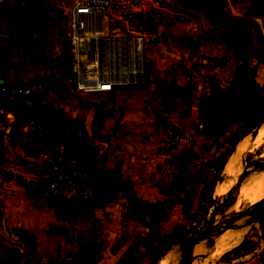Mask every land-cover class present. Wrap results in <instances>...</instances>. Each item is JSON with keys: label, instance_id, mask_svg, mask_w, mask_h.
I'll list each match as a JSON object with an SVG mask.
<instances>
[{"label": "crops", "instance_id": "1", "mask_svg": "<svg viewBox=\"0 0 264 264\" xmlns=\"http://www.w3.org/2000/svg\"><path fill=\"white\" fill-rule=\"evenodd\" d=\"M34 1L44 9V0ZM7 2L18 18L31 14L32 0ZM193 18L200 29L193 27ZM161 19L139 83L94 93L92 99L104 107L76 108L70 115L78 122L75 157L102 176L128 182L131 191L100 190L86 206L69 209L74 217L67 220L58 218L61 208L43 195L48 163L35 156L27 135L34 121L52 130L70 124L55 85L71 91L76 85L69 48L60 42L44 44L43 31L0 22V84L45 82L31 115L16 114L0 96V264H126L155 227V212L171 205L176 171L173 167L171 172L168 160L163 172L167 154L162 151L158 118L187 116V101L201 102L211 93L214 98L218 87L220 93L234 92L240 84V54L256 49V36L249 31L242 36L241 11L234 0H165ZM205 81L207 89L212 87L208 97L200 88ZM109 101L117 103L107 108ZM139 229L145 232L139 234ZM263 251L254 249L233 262L263 264Z\"/></svg>", "mask_w": 264, "mask_h": 264}, {"label": "rangeland", "instance_id": "2", "mask_svg": "<svg viewBox=\"0 0 264 264\" xmlns=\"http://www.w3.org/2000/svg\"><path fill=\"white\" fill-rule=\"evenodd\" d=\"M234 1L235 7L239 3L241 11V34L244 36V33L249 31L251 35H255L256 49L250 53L240 54V84L235 86L234 92L227 93L229 92L227 90L225 93H220L218 90L221 89L218 87L214 98L211 93V98L207 100L187 101L186 104L190 108L187 110L189 113L187 116L162 114L158 118L162 126V131L159 133L161 147L162 151L167 154L165 166L167 167L169 160L171 172L175 167L176 189L170 199L171 205L166 204L159 209V213L155 212V227L151 228L150 232H146V236L141 239L142 244L139 243L135 250L137 253L133 255V259L125 261L126 264H154L167 247L193 234L211 221L216 210L219 209V203L226 202L238 191V202L234 206L233 215H238L257 204L246 203L243 199V192L256 178L255 176L264 172L260 170V163L264 160V0ZM72 2L73 0H58L53 3L51 0H44V9H40L43 4L32 0L31 14L23 20L17 17L15 7L4 0L0 4V22L11 21L14 26L40 32V34L43 31L44 44L51 45L60 42L69 48ZM192 23L194 28H201V24L196 19ZM252 41L251 36V45ZM152 42L153 37L145 43V64L150 58ZM143 76H145V69L139 75L137 83ZM196 85L198 84H195L194 88ZM200 88L206 91L207 97L210 96L207 92L212 87L207 89V81L203 85L200 83ZM58 91L64 98L62 113L69 118L65 122L70 123L68 125L74 128L78 127V122L70 119L74 109L80 108L88 111L90 108L104 107L92 99V96L96 94L81 93L76 90L75 86L72 88L73 92L69 88ZM77 99L81 104L77 102ZM106 103L105 107L111 108L117 102ZM181 104L184 106L185 102ZM168 106L171 108L172 102L168 101ZM256 130H258V135L254 137ZM171 132H177L182 137V141L175 147H170L167 143ZM247 140L250 141V145L234 158L236 149L238 147L242 149V145L248 142ZM167 169L168 167L164 168L163 172H167ZM230 173H233L232 176ZM170 183L172 186L173 182ZM161 199L165 200L163 203H167V197ZM233 203L230 202L220 209L215 220L220 221L226 217V214L220 215V213L231 210L229 207ZM86 205L87 203H83L77 207ZM232 224L234 232L241 233L240 240L226 251L212 255L207 264H247L249 259L233 261L249 251L264 248L262 246L264 243V210L257 216L240 219L228 225ZM241 226L244 227L241 228ZM143 231L145 232L144 229L138 230L139 234ZM225 231L221 230L218 234L225 233ZM182 249V246H178L172 250L170 255L165 257L167 261L164 260L162 264H175L174 262L183 253ZM260 252L259 250L256 255ZM197 257L200 258L198 255ZM262 263L264 264V260Z\"/></svg>", "mask_w": 264, "mask_h": 264}, {"label": "built area", "instance_id": "3", "mask_svg": "<svg viewBox=\"0 0 264 264\" xmlns=\"http://www.w3.org/2000/svg\"><path fill=\"white\" fill-rule=\"evenodd\" d=\"M165 0H75L69 21V51L81 93H108L137 83L144 72L145 43L161 24ZM44 89L42 80L0 85V96L16 114L31 115ZM75 128L49 129L34 121L27 135L35 156L45 159L48 202L77 206L93 200L104 176L75 157ZM182 141L171 132L167 143Z\"/></svg>", "mask_w": 264, "mask_h": 264}, {"label": "water", "instance_id": "4", "mask_svg": "<svg viewBox=\"0 0 264 264\" xmlns=\"http://www.w3.org/2000/svg\"><path fill=\"white\" fill-rule=\"evenodd\" d=\"M2 85V84H0ZM49 111V110H48ZM47 111V113H48ZM258 135V130L255 131L254 137H256ZM241 149L238 147L235 151V156L234 158H236L238 156V154L240 153ZM261 167L260 170L264 171V160L260 163ZM104 179H105V186H102L101 190H103L104 192L110 193V194H115L117 192V190H121L123 192H127L129 193L131 191V186L128 182L125 181H117V180H113L112 178H110L106 173L104 174ZM252 180V179H251ZM251 180L249 181V183L251 182ZM238 193L235 194L232 198L228 199L226 202H220L218 205V208L215 212V214L213 215V218L211 221H209L205 226L201 227L200 229H198L196 232H194L193 234L171 244L169 247H167L162 254H160V256L157 258V260L155 261L154 264H162V262L164 261L165 257L175 248H177L178 246H182L186 243H188L189 241H195L196 245H198L203 239L204 237H206L207 235L214 233V232H218L221 229H223L226 225H228L229 223H233L237 220L240 219H244V218H248V217H252V216H257L259 213H261L264 210V196H262V198L257 202V204L252 207L251 209H248L238 215H233V208L237 203V199H238ZM230 202H234L232 204L231 208V212L228 213V215H226V217H224L223 219H221L220 221H216L215 218L217 217V213L220 209L226 207ZM74 215L71 214L68 210L66 209H60L58 211V218L61 220H67V219H73ZM195 249H192L191 251L188 252H183L178 258L177 260L174 262L175 264H184L185 262H187L191 257H193L195 255Z\"/></svg>", "mask_w": 264, "mask_h": 264}, {"label": "bare ground", "instance_id": "5", "mask_svg": "<svg viewBox=\"0 0 264 264\" xmlns=\"http://www.w3.org/2000/svg\"><path fill=\"white\" fill-rule=\"evenodd\" d=\"M263 133H264V130H263ZM249 143H250V141H248L242 145V149H241L240 153H243L245 151L246 147H248V145H250ZM240 159H242V157ZM236 163H237V161H236ZM250 167H249V169H251ZM235 169L238 170V168H235ZM235 169H233V170L235 171ZM231 172H232V170H231ZM236 173L238 174V172H236ZM232 174H231V176H232ZM255 177L256 178L253 181L251 180L252 182L250 183V185L248 184L249 186L246 189L244 188L245 191L243 192L244 201H246V203H250L252 205H255L262 198V196H264V172H261V174L259 173V176H255ZM233 209H235V208H233ZM229 211L231 212V210H229ZM229 211H227L226 213L221 212L222 214L220 213V215H224V214L228 215ZM233 226H234L233 224L227 225L223 229H221V230H226L225 233L218 234V232L221 231L220 230L218 232H214V233L207 235L206 237H204V239L198 245H196L195 241H189L188 243L182 245L183 252H188V251H191L192 249L196 250L195 255L193 257H191L184 264H207V262L209 260H211L212 255H214L215 253H220L222 251H226L232 244L238 243V241L240 240L241 233L239 231L234 232ZM242 227H244V226H241V228ZM238 230H240V229H238ZM177 252H178V250H177ZM169 255H170V253H169ZM197 255L200 258H198ZM164 260H166V259H164Z\"/></svg>", "mask_w": 264, "mask_h": 264}, {"label": "trees", "instance_id": "6", "mask_svg": "<svg viewBox=\"0 0 264 264\" xmlns=\"http://www.w3.org/2000/svg\"><path fill=\"white\" fill-rule=\"evenodd\" d=\"M56 85V87L60 90V89H63V86H62V84H59V83H56L55 84ZM35 112V108H34V110L32 111V114ZM59 208H61V209H66V210H69V209H72V208H75V207H77V206H73V205H69V204H66V203H63V202H57V203H55ZM79 207V206H78Z\"/></svg>", "mask_w": 264, "mask_h": 264}]
</instances>
